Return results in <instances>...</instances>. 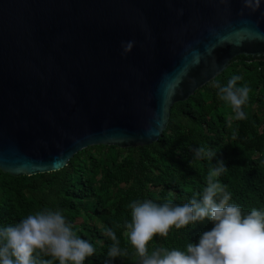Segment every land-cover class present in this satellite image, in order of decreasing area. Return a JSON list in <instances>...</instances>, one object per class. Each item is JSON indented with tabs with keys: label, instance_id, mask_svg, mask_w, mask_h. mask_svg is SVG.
<instances>
[{
	"label": "water",
	"instance_id": "water-1",
	"mask_svg": "<svg viewBox=\"0 0 264 264\" xmlns=\"http://www.w3.org/2000/svg\"><path fill=\"white\" fill-rule=\"evenodd\" d=\"M242 9L243 0H0V171L50 173L90 146L158 141L175 103L238 56H264V3Z\"/></svg>",
	"mask_w": 264,
	"mask_h": 264
},
{
	"label": "trees",
	"instance_id": "trees-1",
	"mask_svg": "<svg viewBox=\"0 0 264 264\" xmlns=\"http://www.w3.org/2000/svg\"><path fill=\"white\" fill-rule=\"evenodd\" d=\"M233 75L242 77L237 86L247 84L251 89L243 106L244 120L233 118L230 106L213 87L217 82L227 84ZM198 146L216 152L225 162L228 170L219 180L232 194L230 203L243 212L264 208V56H238L188 100L175 103L166 131L150 145L90 146L75 154L68 166L50 173L16 177L0 171V227L45 208L59 209L76 235L95 248V255L85 264H105L112 243L105 235L108 228H113L121 248L127 250L114 264H137L139 258L123 228L131 220L129 203L151 199L182 204L199 193L210 164H190L192 149ZM211 228L205 221L188 229H172L167 237H154L149 251L184 250L188 242L198 243L200 234Z\"/></svg>",
	"mask_w": 264,
	"mask_h": 264
},
{
	"label": "clouds",
	"instance_id": "clouds-1",
	"mask_svg": "<svg viewBox=\"0 0 264 264\" xmlns=\"http://www.w3.org/2000/svg\"><path fill=\"white\" fill-rule=\"evenodd\" d=\"M262 3L264 0H243L241 14L245 9L250 13L258 11ZM179 15H183L182 9ZM134 45L135 41L122 42L123 54L131 53ZM241 80V76L233 75L227 84H213L216 95L230 106L236 120L246 119L243 106L251 91L247 84L237 86ZM199 161L210 164L207 179L202 190L187 202L136 199L129 203L131 220L123 228L139 258L137 264H264V208L243 212L237 204L230 203L232 194L219 180L228 168L216 152L205 146L194 147L190 164ZM205 221L212 228L200 234L198 243L188 242L184 250L149 251L154 237H167L172 229H188ZM105 235L112 241L105 264H114L127 255V250L121 248L113 228H108ZM94 255L93 244L76 235L59 209L45 208L13 225L0 227V264H85Z\"/></svg>",
	"mask_w": 264,
	"mask_h": 264
}]
</instances>
